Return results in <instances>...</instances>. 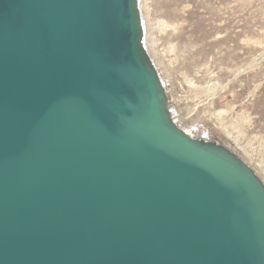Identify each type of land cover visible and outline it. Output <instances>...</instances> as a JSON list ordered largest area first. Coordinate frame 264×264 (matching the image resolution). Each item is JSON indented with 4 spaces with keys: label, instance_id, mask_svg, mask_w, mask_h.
Segmentation results:
<instances>
[{
    "label": "water",
    "instance_id": "95a60500",
    "mask_svg": "<svg viewBox=\"0 0 264 264\" xmlns=\"http://www.w3.org/2000/svg\"><path fill=\"white\" fill-rule=\"evenodd\" d=\"M139 0H0V264H264V181L176 123Z\"/></svg>",
    "mask_w": 264,
    "mask_h": 264
},
{
    "label": "rangeland",
    "instance_id": "374dc122",
    "mask_svg": "<svg viewBox=\"0 0 264 264\" xmlns=\"http://www.w3.org/2000/svg\"><path fill=\"white\" fill-rule=\"evenodd\" d=\"M201 1L139 0L145 46L180 126L221 140L264 181V0ZM150 29L154 46L146 39ZM173 43L177 52L169 51ZM180 97L186 102L177 110ZM228 128L231 137L224 134Z\"/></svg>",
    "mask_w": 264,
    "mask_h": 264
},
{
    "label": "bare ground",
    "instance_id": "6f19581e",
    "mask_svg": "<svg viewBox=\"0 0 264 264\" xmlns=\"http://www.w3.org/2000/svg\"><path fill=\"white\" fill-rule=\"evenodd\" d=\"M202 1H204V0H202ZM201 1V2H202ZM147 8V7H146ZM152 22V21H151ZM149 23V22H148ZM166 22H164V24H165ZM164 29H168V28H164ZM163 29V30H164ZM165 30V31H166ZM163 32V31H162ZM151 38H153L152 37V32H151V29L149 30V31H147V43L148 44H150L151 46H154L152 43H151V41H150V39ZM156 45V44H155ZM177 50V47H176V45L173 43V45L171 46V48L169 49V51H171V52H177L176 51ZM153 52V51H152ZM154 54V53H153ZM156 55V54H155ZM154 56V55H153ZM157 56V55H156ZM172 57H173V55L171 56V58H170V60H172ZM158 58V57H157ZM161 61V60H160ZM156 62V61H155ZM158 62V61H157ZM172 62H174V60L172 61ZM256 64V61H254L253 63H250L249 65H248V67L249 68H251V67H253L254 65ZM247 67V66H246ZM245 68V67H244ZM245 69H243V71H244ZM163 72V71H162ZM164 73V72H163ZM237 75V74H236ZM168 76V75H167ZM238 77V76H237ZM168 78H172L171 76L169 77L168 76ZM184 78L186 79V82H188V83H190V84H194L193 82H191L190 80H189V76L188 75H184ZM165 79V78H164ZM170 82H172V80L170 81ZM184 82V81H183ZM174 83V82H173ZM220 87H222L221 89H225L227 86L226 85H223V86H216V87H214L213 89L214 90H218ZM201 92V91H200ZM217 95V94H216ZM186 97H188V95H185ZM197 96H199L198 94H197ZM209 98V97H208ZM207 100H210V99H207ZM206 99L205 100H203L202 102H200V104L199 105H201V103H206V101H207ZM184 102H186V99H181V97L180 98H178L177 100H176V108H177V110H179L178 109V107H182L183 105H184ZM208 102V101H207ZM181 111V110H180ZM188 115L189 116H191V117H193V116H196V113H197V108L195 107V106H192V107H190L189 108V110H188ZM201 113V111H199L198 112V116H199V114ZM180 115V114H179ZM182 116H183V118L186 120V121H188L189 122V119H188V117L186 116V113H182ZM201 116V115H200ZM181 117V116H180ZM191 121V120H190ZM209 122V121H208ZM182 126V125H181ZM187 126H182V128L185 130V128H186ZM188 130V129H187ZM188 132V131H187ZM231 130L228 128V129H226V131H225V133L224 134H226L225 136L227 137V136H230L231 137ZM231 146V145H230ZM239 147V146H238ZM244 154V153H243ZM260 160H258V162H259ZM258 164V163H257ZM261 169V168H260ZM264 179V178H263Z\"/></svg>",
    "mask_w": 264,
    "mask_h": 264
},
{
    "label": "flooded vegetation",
    "instance_id": "af4514ba",
    "mask_svg": "<svg viewBox=\"0 0 264 264\" xmlns=\"http://www.w3.org/2000/svg\"><path fill=\"white\" fill-rule=\"evenodd\" d=\"M162 78V77H161ZM170 109H171V105H170ZM175 118V117H174ZM176 120V118H175ZM176 123L180 126V124L178 123V121L176 120ZM190 134H192L193 136H196V137H199V138H203V139H206V140H210V141H216L218 143H221L223 145H225L226 147H228V145L224 144L221 140H218V139H213V138H205V137H202V136H199L198 134H193L191 132H189ZM229 148V147H228ZM236 153V152H235ZM237 154V153H236Z\"/></svg>",
    "mask_w": 264,
    "mask_h": 264
}]
</instances>
